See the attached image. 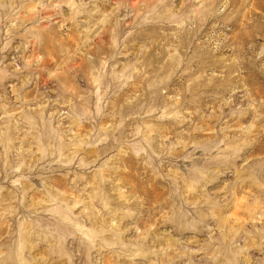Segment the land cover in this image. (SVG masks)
I'll list each match as a JSON object with an SVG mask.
<instances>
[{"label": "rangeland", "instance_id": "1", "mask_svg": "<svg viewBox=\"0 0 264 264\" xmlns=\"http://www.w3.org/2000/svg\"><path fill=\"white\" fill-rule=\"evenodd\" d=\"M0 264H264V0H0Z\"/></svg>", "mask_w": 264, "mask_h": 264}, {"label": "bare ground", "instance_id": "2", "mask_svg": "<svg viewBox=\"0 0 264 264\" xmlns=\"http://www.w3.org/2000/svg\"><path fill=\"white\" fill-rule=\"evenodd\" d=\"M167 10V9H166ZM165 15V14H164ZM49 84V83H48ZM20 195V194H19Z\"/></svg>", "mask_w": 264, "mask_h": 264}]
</instances>
